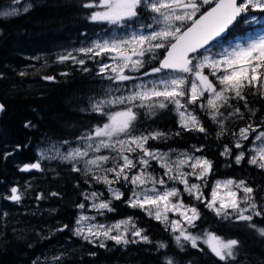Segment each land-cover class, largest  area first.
<instances>
[{"label": "snow or ice", "instance_id": "obj_1", "mask_svg": "<svg viewBox=\"0 0 264 264\" xmlns=\"http://www.w3.org/2000/svg\"><path fill=\"white\" fill-rule=\"evenodd\" d=\"M31 7L26 4L22 11L27 13ZM81 7L90 10V22L114 26L112 34L61 54L57 60L72 61L84 72L90 71L85 66L88 60L95 62L96 75L108 84L97 97L90 98L88 111L101 120L76 136L75 146L62 141L67 145L64 151H57L55 156L42 151L41 159L24 163L19 171H43L42 160L58 159L87 177L89 186H104L107 198L99 190L82 191V200L76 205L80 212L72 235L90 244L106 248L109 240L123 246L154 243L135 217L110 224L97 220V215L116 211L114 201H122L159 222L181 251L191 248L204 252L203 245L219 264H243L241 241L201 229L197 223L202 220L201 211L195 204L185 203V194L220 220L245 222L247 228L264 237V226L254 222L255 218L264 220V204L257 203L255 189L245 180L228 178L215 180L206 196L204 189L214 167L205 155H197L203 153V145H193L191 152L153 148L150 141H166L172 134L141 130L139 120L141 111L154 117L157 110H167L175 114L181 130L207 135L199 115L203 112L216 125L217 139L232 140L231 146L223 145L221 156L232 158L234 148L238 150L236 164L247 156L250 165L264 170V117L254 121L256 110L249 107L247 99L248 95L264 99V31L228 47L223 45L233 27L264 23V0H84ZM20 12L13 8L0 12V16ZM43 79L54 81L55 77ZM241 101L247 118L239 106ZM3 110L0 103V112ZM238 121H244V126L237 127ZM30 126V121L25 123V127ZM153 162L163 175L149 171ZM125 186H130L127 198L121 190ZM9 191L4 199L21 203L24 193L20 188L13 186ZM37 199H45L44 194H38ZM88 210L97 215H88ZM68 227L63 225L56 231ZM156 247L159 251L168 244L160 241ZM52 259L60 264L62 255ZM166 264L175 261L169 257Z\"/></svg>", "mask_w": 264, "mask_h": 264}, {"label": "trees", "instance_id": "obj_2", "mask_svg": "<svg viewBox=\"0 0 264 264\" xmlns=\"http://www.w3.org/2000/svg\"><path fill=\"white\" fill-rule=\"evenodd\" d=\"M21 1L32 5L27 13L0 17V102L4 105L0 112V213H7L0 216V264H33L38 257L37 264H57L52 259L57 255H62L60 264H166L169 257L175 264H219L206 246L201 245L204 252L191 248L181 251L159 222L122 201L113 202L116 211L108 213V220L135 217L154 243L123 246L109 240L106 248L90 244L72 235L71 229L80 212L76 205L82 200V191L95 189L107 193L104 186H89L85 183L87 177L73 172L71 164L58 159L42 160L43 171H19L24 163L40 159L38 147L55 143L66 148L67 145H62L65 140L75 146L76 136L100 122L98 115L88 111L89 100L97 97L108 81L96 75L97 65L92 60L85 65L90 71L84 72L82 66L72 61L60 63L57 57L112 34L114 27L90 22L87 19L90 10L81 7L84 0ZM15 4V0H0V9ZM261 28L262 24H240L231 29L224 42L243 38ZM44 76H54L55 80H44ZM247 99L249 107L256 110L253 119L258 123L264 117V99L259 95H248ZM239 106L245 111L243 101ZM199 115L207 135L181 130L175 114L167 110H157L154 117H147L141 111L139 127L172 134L166 141L149 142L161 151L175 148L191 152L193 145H203V153L197 154L205 155L214 167L206 192L218 179L245 180L255 189L257 203L264 204V170L250 165L247 156L236 164L234 156L238 150L234 148L232 158L221 156L223 145L231 146L232 140L217 139L216 125L203 112ZM245 116H248L246 111ZM29 121L33 126L25 127ZM244 123L238 121L236 126L242 127ZM178 131L180 135L176 136ZM150 170L162 171L154 165ZM13 186L24 193L19 204L4 199ZM128 187L121 188L125 198ZM52 192L60 195L51 196ZM40 193L45 199H37ZM190 204L201 211L202 220L197 222L201 229L241 241L243 264H264V237L247 228L245 222L220 220L198 201ZM254 222L264 226L260 218ZM63 225H68V229L56 231ZM160 241L168 244L167 249L157 250L156 243Z\"/></svg>", "mask_w": 264, "mask_h": 264}, {"label": "rangeland", "instance_id": "obj_3", "mask_svg": "<svg viewBox=\"0 0 264 264\" xmlns=\"http://www.w3.org/2000/svg\"><path fill=\"white\" fill-rule=\"evenodd\" d=\"M26 4H27V3H25V1H21L20 4H15V5H11V6L7 7V8L0 9V12H2V11H11V9H13V8H18V9L21 10V12H23L22 9H23V7H24ZM21 12H20V13H21ZM0 17H3V16H0ZM262 25H263V28L257 30V31H256L255 33H253V34H250V35L245 36V37H243V38L235 39V40H233V41H230V40H229V41H227V42H223L224 47H228V46H230V45H232V44H235V43H237V42H241V41L247 40V39L250 38V37H254V36L258 35L261 31H264V23H262ZM117 32H118V31H117ZM109 35H111V34H109ZM101 37H104V36H101ZM98 38H99V37H98ZM95 39H97V38H95ZM88 44H89V43H88ZM88 44H86V45H88ZM86 45H84V46H86ZM81 47H83V46H81ZM81 47H78V48H81ZM78 48H77V49H78ZM213 51H219V49H213ZM77 54H78V55H81V54H79V53H77ZM82 58H84V57H82ZM145 79H147V78H145ZM257 143H258V142H257ZM247 146L250 147V145H247ZM65 149H66V148H63L62 146H60V145H58V144H55V143H48V144H45V145H43V146L38 147L37 152H38V154H39V157H40V152H42V151L45 152V153L48 154V155L55 156L56 153H57V151H61V152H62V151H64ZM170 149H171V150H175L176 152L186 151V150H178V149H175V148H170ZM170 149H166V150H162V151L167 152V151L170 150ZM197 155H198V154H197ZM40 159H41V157H40ZM152 165L158 167V165H157L155 162H153ZM158 168H159V167H158ZM159 169H160V168H159ZM149 171H152V170L149 169ZM153 172H154V171H153ZM154 174H156V175H158V176H159V175H163V170L160 171V172H158V173H157V170H156ZM218 180H225V179H218ZM194 182H195V181H194ZM175 186L180 187L181 189L183 188L182 185H175ZM205 190H206V188L204 189V193H205L206 196H208V195L210 194L211 188H210L207 192H206ZM104 196H105V198H107L108 193H104ZM191 201H194V200H192L191 197H189V196H187V194H185V203H186V204H190ZM87 214L90 215V216H91V215H97L96 212H95L94 210H88ZM170 216H171L172 218H177V217H175L174 214H170ZM121 219H123V218H121ZM97 220H98L99 222H101V223H107V224H110V223H115V222L119 221L120 219L115 220V221L108 220V213H106V214L103 215V216H99V215H97ZM130 238H131V237H130Z\"/></svg>", "mask_w": 264, "mask_h": 264}, {"label": "water", "instance_id": "obj_4", "mask_svg": "<svg viewBox=\"0 0 264 264\" xmlns=\"http://www.w3.org/2000/svg\"><path fill=\"white\" fill-rule=\"evenodd\" d=\"M1 103V102H0Z\"/></svg>", "mask_w": 264, "mask_h": 264}]
</instances>
